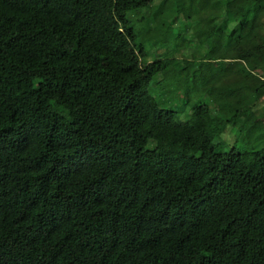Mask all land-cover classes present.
<instances>
[{"label":"trees","instance_id":"obj_1","mask_svg":"<svg viewBox=\"0 0 264 264\" xmlns=\"http://www.w3.org/2000/svg\"><path fill=\"white\" fill-rule=\"evenodd\" d=\"M190 1L214 22L185 68L220 111L183 121L130 16L154 0H0V264H264V148L215 142L226 106L260 126L264 0Z\"/></svg>","mask_w":264,"mask_h":264},{"label":"rangeland","instance_id":"obj_2","mask_svg":"<svg viewBox=\"0 0 264 264\" xmlns=\"http://www.w3.org/2000/svg\"><path fill=\"white\" fill-rule=\"evenodd\" d=\"M211 14L209 6L190 0H154L150 8L137 9L130 14L135 20L138 42H143L148 60L157 57L176 59L165 71L152 78L150 89L164 107L176 110L178 118L183 121L190 117L195 103L206 102L211 105L214 113L220 111L211 95L193 89L190 79L196 67L185 68L184 62L188 59H199L205 53L206 48L200 46L198 36L214 22ZM217 21L223 22L224 19ZM233 26V22L229 24L230 30ZM246 67L250 70V66ZM218 73H222L220 68ZM224 74L225 80L221 83L224 93L222 104L234 105L241 97L233 86L244 84L246 78L239 74L236 66L224 70ZM261 90L264 92V87ZM237 107L239 106H226V110L220 114L228 118L229 123L225 130L215 136L218 150L231 152L236 149L264 148V94L256 106L261 118L260 126L245 128L247 114L236 116L237 112L234 111ZM166 135V130L153 133L152 143Z\"/></svg>","mask_w":264,"mask_h":264}]
</instances>
